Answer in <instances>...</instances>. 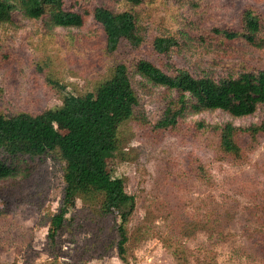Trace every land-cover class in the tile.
Wrapping results in <instances>:
<instances>
[{"label":"trees","instance_id":"obj_1","mask_svg":"<svg viewBox=\"0 0 264 264\" xmlns=\"http://www.w3.org/2000/svg\"><path fill=\"white\" fill-rule=\"evenodd\" d=\"M93 7L76 9L72 0H0V25L14 23L18 15L30 20L47 19L57 28H83L92 19L98 26L95 40L107 68L94 82L91 92L75 94L54 70L52 59L35 62L30 80L32 91L43 89L61 100L60 107L38 113H0V180L16 179L22 159L42 167L46 158L64 164L63 189L56 212L50 217L44 250L47 264L58 259L66 236L83 235L73 243L74 264H85L87 257H101L114 251L121 264H128V226L134 210V196L128 194L125 181L107 171L108 158L119 151L121 127L131 122L143 138L162 142L174 138L182 146H191L185 159V174L193 181L211 182V168L216 163L241 167L264 142V69L243 68L219 77L194 76L183 68L167 73L153 60L178 52L173 37L144 40L139 33L138 15L147 0H101ZM113 4L123 5L116 10ZM192 37L204 43H221L230 47L242 42L254 49H264V13L246 6L237 23L204 26V6L192 0ZM70 37L74 39L72 35ZM19 57L3 54L0 70L21 66ZM141 78L165 91L156 98L154 111L146 113L142 94L146 86ZM258 123L234 126L231 123L211 125L202 120L185 122V115L221 112L236 119L253 116L259 110ZM26 176L0 186V226L5 225L11 205L20 202L27 186ZM76 202L81 204L75 210ZM264 210V207H263ZM264 214V213H263ZM264 217V215H263ZM109 221V222H108ZM231 219L215 209L203 218H193L194 230H206L210 240L226 241L240 237L232 257L242 264H264V221L255 227L238 222L236 231L225 233ZM180 249L172 256L177 264H189ZM212 250L200 252L194 259L216 264Z\"/></svg>","mask_w":264,"mask_h":264},{"label":"rangeland","instance_id":"obj_2","mask_svg":"<svg viewBox=\"0 0 264 264\" xmlns=\"http://www.w3.org/2000/svg\"><path fill=\"white\" fill-rule=\"evenodd\" d=\"M204 6V26L237 23L246 6L264 13V0H200ZM101 0H72L76 9H92ZM123 9V5L113 4ZM137 27L144 40L154 37H173L180 46L178 52L155 57L154 62L167 73L183 68L196 76L219 77L243 68L264 69V49H254L244 43L226 46L204 43L192 37V16L196 12L192 0H147L138 10ZM98 26L90 19L81 29L57 28L47 19L30 20L18 15L14 23L0 25V58L9 53L19 57L21 66L0 70V113H38L61 106L59 97L44 90L32 91L30 80L35 62L52 59L67 90L75 94L91 92L95 80L104 73L107 62L101 59L100 48L90 41L86 48L83 39L95 40ZM72 35L75 38L65 37ZM254 69V70H252ZM149 94H142L146 113L154 111V102L165 90L154 87L141 78ZM263 116L259 110L253 116L236 119L221 112L185 115V122L202 120L211 125L231 123L234 126L255 124ZM119 151L107 160V171L125 181L128 194L134 196L135 206L128 226V264H177L172 251L177 248L189 264H203L194 259L200 252L212 250L216 264H242L232 257L241 239L210 240L206 230H194L193 218H203L211 209L231 219L225 233L235 232L238 222L250 226L264 221V142L252 155L251 162L236 167L216 163L211 168V182H195L185 170V159L191 146H182L174 138L155 142L143 138L131 122L119 133ZM21 171L14 180H0V186L19 181L26 176L27 186L20 202L11 205L5 225L0 226V264H47L44 250L50 217L56 212L63 189L64 164L46 158L42 167L22 159ZM81 204L76 202L75 210ZM109 222V221H108ZM83 235L66 236L59 255L60 264H74L73 243H81ZM85 264H121L117 254L109 251L101 257H87Z\"/></svg>","mask_w":264,"mask_h":264}]
</instances>
